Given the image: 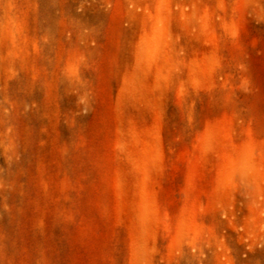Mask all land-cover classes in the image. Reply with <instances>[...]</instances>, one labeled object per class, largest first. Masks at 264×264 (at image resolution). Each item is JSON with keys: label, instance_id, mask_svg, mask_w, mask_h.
<instances>
[{"label": "rangeland", "instance_id": "374dc122", "mask_svg": "<svg viewBox=\"0 0 264 264\" xmlns=\"http://www.w3.org/2000/svg\"><path fill=\"white\" fill-rule=\"evenodd\" d=\"M0 264H264V0H0Z\"/></svg>", "mask_w": 264, "mask_h": 264}]
</instances>
